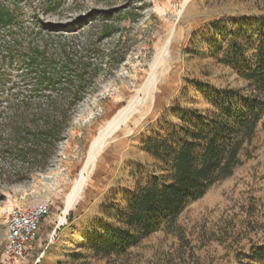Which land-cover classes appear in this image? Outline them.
<instances>
[{
    "label": "rangeland",
    "instance_id": "rangeland-1",
    "mask_svg": "<svg viewBox=\"0 0 264 264\" xmlns=\"http://www.w3.org/2000/svg\"><path fill=\"white\" fill-rule=\"evenodd\" d=\"M183 1L0 0L16 17L11 31L0 28V264L9 214L37 203L50 214L19 264H264L250 261L252 248L264 249L260 126L232 176L190 203L173 227L120 256L85 248L108 211L167 174L144 151L149 138L178 124L180 111L208 109L211 89L246 88L217 60L232 34L242 43L251 36V44L264 35V0ZM36 48L48 71L66 68L52 88L25 64ZM117 115L96 154L94 142ZM51 125L53 146L37 142Z\"/></svg>",
    "mask_w": 264,
    "mask_h": 264
},
{
    "label": "trees",
    "instance_id": "trees-1",
    "mask_svg": "<svg viewBox=\"0 0 264 264\" xmlns=\"http://www.w3.org/2000/svg\"><path fill=\"white\" fill-rule=\"evenodd\" d=\"M15 24L14 12L0 4V28L11 31ZM240 37L238 32L226 40L225 51L217 61L232 68L245 81L246 88L211 89L208 109L180 111L178 124L148 139L144 151L167 167L168 172L139 187L123 207L106 213L85 245L93 256L123 255L162 226L173 227L190 203L232 176L258 127L264 131V35L254 44L251 36L246 43L240 42ZM249 51L253 53L248 55ZM14 52L16 49L11 46L6 55L13 57ZM42 57L38 48L32 49L25 64L31 70L32 66L38 67V83L52 88L61 82L62 69L66 68L61 66L50 72L43 67ZM57 129L51 125L38 131L37 142L53 146ZM250 261H264V249L252 248Z\"/></svg>",
    "mask_w": 264,
    "mask_h": 264
},
{
    "label": "built area",
    "instance_id": "built-area-1",
    "mask_svg": "<svg viewBox=\"0 0 264 264\" xmlns=\"http://www.w3.org/2000/svg\"><path fill=\"white\" fill-rule=\"evenodd\" d=\"M49 214L50 207L47 203L11 211L5 233L6 264H19L27 256L32 250L41 223Z\"/></svg>",
    "mask_w": 264,
    "mask_h": 264
},
{
    "label": "bare ground",
    "instance_id": "bare-ground-1",
    "mask_svg": "<svg viewBox=\"0 0 264 264\" xmlns=\"http://www.w3.org/2000/svg\"><path fill=\"white\" fill-rule=\"evenodd\" d=\"M189 0H184L183 1V5L185 4V3H187ZM172 35L170 34L169 35V37H168V39H167V41H166V43L158 50V58L160 57V55H161V53L163 52V50L168 46V44L170 43V40H171V37ZM158 58L155 60V63L156 62H158L157 60H158ZM155 68H156V64H154L153 66H152V69H151V76L153 77V71L155 70ZM150 79H151V77H150ZM148 81L149 80H147L145 83H146V86H150V83H148ZM148 91V90H147ZM147 91H146V93H147ZM121 119V115H117V116H115L113 119H112V121H110L109 123H108V126H107V128L100 134V136H99V139L98 140H96L95 142H94V144H93V149L96 151V154H97V152H99V150H100V145L103 143V142H105L106 141V138L108 137V135H109V133H110V131H111V129H112V127H113V125H114V123L115 122H117V121H119ZM87 165H88V163H87ZM77 190H78V187H75L74 188V190H73V192H72V195H71V197H70V199L68 200V202H67V204H66V212L70 209V206H71V204H72V202H73V200H74V198H75V196H76V193H77ZM68 213V212H67ZM66 213V214H67ZM66 214H65V216H66ZM65 216H64V218H65ZM65 220V219H64ZM64 220H63V223H64Z\"/></svg>",
    "mask_w": 264,
    "mask_h": 264
}]
</instances>
